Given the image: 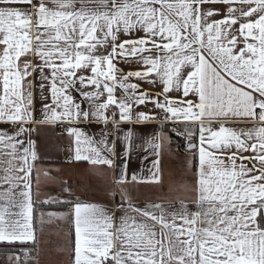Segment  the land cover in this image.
<instances>
[{"label": "snow or ice", "instance_id": "1", "mask_svg": "<svg viewBox=\"0 0 264 264\" xmlns=\"http://www.w3.org/2000/svg\"><path fill=\"white\" fill-rule=\"evenodd\" d=\"M32 72L50 91L41 119L33 116ZM0 91V124L15 129H0V154L10 157L0 177V242L36 239L37 154L33 141L22 147L18 139L34 130L26 125L67 124L75 161L112 168L119 137L96 140L79 125L119 131L162 114L184 125L173 130L186 133L198 161L194 207L181 202L169 212L122 199L116 217L56 201L74 211L72 264H264V0H0ZM131 137L129 130L126 151ZM164 139L147 142L157 157ZM159 163L130 181L122 168L116 183H159Z\"/></svg>", "mask_w": 264, "mask_h": 264}, {"label": "crops", "instance_id": "2", "mask_svg": "<svg viewBox=\"0 0 264 264\" xmlns=\"http://www.w3.org/2000/svg\"><path fill=\"white\" fill-rule=\"evenodd\" d=\"M34 63L38 64L40 61L37 60ZM121 66L126 71L135 70L128 65ZM28 79L33 85V116L41 119L44 104L51 102L50 91L47 87L41 89L40 84L47 82L42 81L37 72H32ZM144 87L147 88L148 86L145 85ZM73 94L78 100L80 99L79 93ZM0 95H2V91H0ZM117 95H120L119 90ZM45 97L48 99L45 100ZM152 108L153 106L149 104L147 109L140 106L138 110L149 111ZM161 119L135 124L122 123L119 125V131L112 125L111 128L107 129L102 123L80 124L79 128L86 135L96 140L101 139L104 132L108 133L110 140L116 141L119 137L117 141L119 156L113 157L112 168H108L106 165H92L86 161H75L72 158L75 147L74 138L67 134V124L26 125V127L34 130L26 132L18 139L25 141L22 147H27L29 140L34 142L33 150L37 154V159L33 162L32 177L34 202L43 204L41 201L50 200L51 204L56 203V201H68L97 205L111 210L116 217L122 215L121 212L117 211L122 199L130 201L139 208H144L152 203H160L169 212L178 209L181 202L188 204L190 208L194 207L191 204L193 199V171L198 161L193 160V152L187 149L180 151L172 144L169 131L164 127L166 124L162 123ZM167 122L171 124V122ZM173 126L171 129L178 127V125ZM226 126L238 129L250 125L229 121ZM0 129L15 130L12 129L11 125L5 124H0ZM129 130L132 132V148L130 151H126L127 141L124 140V137ZM161 137L165 139L160 149V155L157 157L154 155L155 150L147 142L160 143ZM9 159V156L0 154V177L5 174L4 169L9 167L7 163ZM156 159L160 161L159 183L129 182L123 185L116 183V176L122 168L125 169L129 181L134 174L138 177H150L155 171L153 161ZM17 163L19 162L17 161ZM45 172H48L49 176L46 177ZM37 176H39L38 184L36 182ZM65 188H70L71 194L64 191ZM2 205L3 201H0V206ZM124 209L128 210L127 202L124 203ZM14 211H18V209H14ZM48 213L61 215L49 217ZM131 215L137 214L131 213ZM33 228L36 237V250L34 252L29 250H20L14 253L0 252V264H72L75 223L74 211L70 206L57 209L38 208L36 210L34 207Z\"/></svg>", "mask_w": 264, "mask_h": 264}, {"label": "trees", "instance_id": "3", "mask_svg": "<svg viewBox=\"0 0 264 264\" xmlns=\"http://www.w3.org/2000/svg\"><path fill=\"white\" fill-rule=\"evenodd\" d=\"M171 126L174 127L171 124H166L164 127L169 131L172 144L180 151H184L187 148L188 141L186 140V133L183 135H178L176 131L171 129ZM184 125H178V128L183 129ZM198 135V132L196 136L193 137V139H196ZM66 206H69L68 204H60V203H48V204H36L35 203V210L38 208H50V209H57V208H64ZM20 250H29L31 252H34L36 250V241L31 243H0V252H6V253H14L18 252Z\"/></svg>", "mask_w": 264, "mask_h": 264}, {"label": "built area", "instance_id": "4", "mask_svg": "<svg viewBox=\"0 0 264 264\" xmlns=\"http://www.w3.org/2000/svg\"><path fill=\"white\" fill-rule=\"evenodd\" d=\"M160 118H162V114H161V117H160ZM161 121H162V123L169 124L167 121H164V120H162V119H161ZM106 128H107V129L111 128V124H109ZM174 131H175V130H174Z\"/></svg>", "mask_w": 264, "mask_h": 264}, {"label": "water", "instance_id": "5", "mask_svg": "<svg viewBox=\"0 0 264 264\" xmlns=\"http://www.w3.org/2000/svg\"><path fill=\"white\" fill-rule=\"evenodd\" d=\"M187 150H188V146H187V148H186ZM189 151V150H188Z\"/></svg>", "mask_w": 264, "mask_h": 264}]
</instances>
